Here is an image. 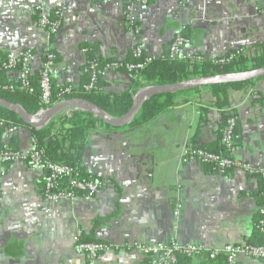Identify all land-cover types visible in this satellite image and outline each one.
I'll return each instance as SVG.
<instances>
[{"label":"crops","instance_id":"0c3cea01","mask_svg":"<svg viewBox=\"0 0 264 264\" xmlns=\"http://www.w3.org/2000/svg\"><path fill=\"white\" fill-rule=\"evenodd\" d=\"M57 3L65 9L58 32L48 40L37 15L42 11L50 16ZM126 7L139 29L135 39L154 57L186 28L189 43L180 51L182 58L200 55L212 61L237 47L264 42V0H0V60L10 51L31 48L37 53L32 74L39 72L49 41L61 68L52 76L53 87L77 89L85 79L84 47H93L94 56L101 59L128 56L134 37L124 17ZM103 79L107 92L132 89L128 71L108 70ZM17 81L18 69L0 71V84ZM252 89L254 94L237 91L232 96L241 129L233 156L264 169V77ZM207 94L201 90L195 102L175 104L143 126L91 134L82 163L102 182L93 197L46 202L42 168L27 162L0 163V264H88L73 242L78 230L119 247L102 252L95 264H147L128 247L133 241L176 239L182 246L202 243L210 249L251 241L263 178L242 169L218 173L181 161L188 147L217 144L222 117L216 109L204 110L206 121L198 129L199 104L208 101ZM0 144L29 152L31 129H0ZM176 203L181 205L178 219L172 214ZM179 260L178 264H223L221 258ZM238 264L264 261L240 255Z\"/></svg>","mask_w":264,"mask_h":264},{"label":"trees","instance_id":"16d2710c","mask_svg":"<svg viewBox=\"0 0 264 264\" xmlns=\"http://www.w3.org/2000/svg\"><path fill=\"white\" fill-rule=\"evenodd\" d=\"M39 15H37L38 19ZM49 23L59 21L60 17L55 13L49 16ZM49 24H47L48 26ZM183 36L189 38L188 29L182 31ZM86 62L84 64L85 79L81 86L73 89L70 94L64 95V98H80L90 101L91 103L100 107L107 115L112 117H120L125 114L131 107L134 93L145 86L151 85H165L178 81L186 80L192 77H208L217 74L242 72L255 68L264 67V42L251 47H245L243 52L235 55L232 59L225 62H218L217 58L210 61L202 57L198 60L193 57L176 59H169L168 47L161 56L156 57L152 62L147 63L143 68L136 72L131 71L133 77L132 89L126 92L110 93L104 90L105 81L103 79L102 67L112 61H118L122 66L126 63H135L138 59L133 57V51L130 50L128 56L124 59L109 58L101 59L93 54V47L86 46ZM43 52V51H42ZM44 53H42L43 55ZM55 55V54H54ZM4 59V58H3ZM98 62L99 72L95 75V82L93 87L85 91L83 86L88 84L91 78L92 69L90 62ZM14 69H20L17 65ZM118 70H124L119 67ZM4 71V70H2ZM39 76L40 73L36 71L31 76L32 91H28L20 87L19 81L13 83L0 84V98H3L11 103L18 104L27 113L36 114L41 107L40 92H39ZM259 79V78H258ZM258 79H253L244 82H236L230 85L217 84L201 89L195 88L190 90L179 91L175 93L156 94L147 100L140 108L133 120L124 127L116 128L106 125L98 117L94 116L88 111L75 110L71 115H64L57 113L46 125L38 130L30 128L17 115L7 109L0 107V119L4 120V125L0 126L2 131H7L10 126L29 127L33 137V149L41 151V163L45 161H52L58 164H65L76 169L75 180H100L97 176L90 173L82 163L83 155L87 147V138L96 132L114 133L122 132L135 127H140L147 124L154 116L167 110L168 108L180 102H195L196 95L201 90H206L208 101H205L200 106V122L199 127L205 123L204 110L208 107L216 109L222 117L221 124L217 132V144L213 148L201 147L206 150L221 153L224 156L229 154L221 142L222 132L225 127L226 118L232 113L236 117L234 108H232V96L237 91H248L254 94L253 85ZM12 85V88H9ZM65 86L58 88L53 87L51 78V95L50 104L53 105L61 97L62 90ZM197 129V130H198ZM197 132L192 138V141L197 137ZM232 146L237 147L241 143V129L237 122V117L231 131ZM196 147V146H193ZM0 149H6L0 144ZM10 150H17L15 145L7 148ZM207 171H215L214 165L210 163L202 164ZM45 175V173H44ZM254 176L262 177V190H264V176L261 173H255ZM44 181V177H43ZM44 183V182H43ZM55 190L71 191L74 197L85 196L83 191L71 185L70 177H59L56 179L54 185ZM44 192V190L42 191ZM109 219L105 217L102 222ZM95 226L99 225L96 221ZM253 239L248 241L252 244H264V233H260L257 229L254 232ZM84 242H93L90 237L81 236ZM179 260V259H178ZM180 261V260H179ZM178 261V262H179ZM178 264V263H177Z\"/></svg>","mask_w":264,"mask_h":264},{"label":"built area","instance_id":"2783aa9c","mask_svg":"<svg viewBox=\"0 0 264 264\" xmlns=\"http://www.w3.org/2000/svg\"><path fill=\"white\" fill-rule=\"evenodd\" d=\"M136 2H142V0H136ZM65 9V5L61 3L56 4V8L53 13L60 16ZM38 23L40 27L46 30V37L48 40L52 35H55L60 27V21L49 23V16L38 11ZM125 20L130 24V32L133 34V57L138 59L135 63H126L124 66L118 61H112L106 63L101 69L102 73L108 70H118L119 67H123L125 71H137L143 68L147 63L152 62L156 57L147 54L144 51L143 45L140 41L135 39L139 36V29L133 25L134 19L131 14V9L126 7L125 9ZM47 24H49L47 26ZM47 40V41H48ZM189 43V38L183 36L182 32H178L174 35L168 45V58L176 59L180 55V51L183 46ZM44 54L42 56L41 65L39 68V92H40V105L37 113H44L50 106V95H51V78L60 72L55 62V55L50 49L49 41L44 48ZM244 47H237L227 55L217 58L218 62H225L232 59L235 55L242 53ZM86 49L83 48L82 52L85 53ZM37 53L27 48L21 52H8L4 59L0 60V71L14 69L17 65H20L18 70V81L20 87L28 91H32V67L34 61L37 59ZM196 59L200 60V55L195 56ZM90 68L92 69L91 78L88 84L83 86L85 91L90 90L95 82V75L99 72L98 62H90ZM12 88V85H9ZM73 92V88L70 86L64 87L61 93V97L58 102L66 100L64 95ZM56 102V103H58ZM75 108H65L62 110V114L71 115ZM236 117L232 113L226 118V124L221 136V142L226 148L229 157L222 155L221 153L212 152L201 147H188L183 150L181 155V161L183 163L197 162L199 164L210 163L213 164L214 169L218 173H223L230 169H242L249 175L255 173H261L264 176V169L253 167L250 163L242 161L233 156L235 147L232 146L231 131L234 126ZM4 120L0 119V126L4 125ZM17 126H10L8 132L16 131ZM41 161V151L32 149L29 152L22 150H10L0 149V163H14V162H27L32 167H40L44 170V198L46 202L57 203L58 201L66 198H73L74 195L71 191L55 190L54 185L56 179L59 177H70L71 185L80 191L84 192L87 197H93L97 194L101 187V180H86L78 181L75 180L76 169L72 166L65 164H58L52 161ZM181 205L176 203L172 214L175 219H178ZM259 219L256 223V229L264 233V190L261 191V203L258 207ZM82 233L80 230L76 232L73 237V242L76 249L84 254L88 264H95L99 255L107 250H118V246L106 243L103 241L84 242L81 239ZM131 250L138 252L147 261V264H177L179 256L203 258L208 260H216L221 258L223 264H238V257L245 255L254 259H260L264 261V244H252L248 242L230 243L225 244L221 248L210 249L202 243H188L184 246L180 245L176 239L161 242H142L133 241L128 245Z\"/></svg>","mask_w":264,"mask_h":264},{"label":"water","instance_id":"95a60500","mask_svg":"<svg viewBox=\"0 0 264 264\" xmlns=\"http://www.w3.org/2000/svg\"><path fill=\"white\" fill-rule=\"evenodd\" d=\"M261 77H264V67L242 72L217 74L208 77H192L165 85L145 86L137 90L133 96V102L130 109L120 117L109 116L97 105L80 98H70L55 103L42 114H29L18 104L11 103L3 98H0V107L15 113L19 119L35 130L46 125L57 113H61L65 108H75L77 110L88 111L98 117L106 125L120 128L127 126L137 115L143 104L156 94L175 93L195 88L201 89L203 87L217 84L230 85L232 83L249 81Z\"/></svg>","mask_w":264,"mask_h":264}]
</instances>
